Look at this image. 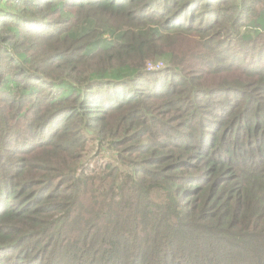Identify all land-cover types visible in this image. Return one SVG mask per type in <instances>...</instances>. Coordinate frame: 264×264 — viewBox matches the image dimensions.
Masks as SVG:
<instances>
[{"label":"trees","instance_id":"trees-1","mask_svg":"<svg viewBox=\"0 0 264 264\" xmlns=\"http://www.w3.org/2000/svg\"><path fill=\"white\" fill-rule=\"evenodd\" d=\"M0 264H264V0H0Z\"/></svg>","mask_w":264,"mask_h":264},{"label":"rangeland","instance_id":"rangeland-1","mask_svg":"<svg viewBox=\"0 0 264 264\" xmlns=\"http://www.w3.org/2000/svg\"><path fill=\"white\" fill-rule=\"evenodd\" d=\"M147 63H149V62H147ZM147 63H146V67H147ZM150 63H152V62H150ZM161 63H162V66L160 67V69H155L153 71H161V69H163L165 67L164 62L161 61ZM86 150H87V152L85 153V155H87V156L91 155L95 151V143L94 142L87 143ZM112 154L113 153L109 149H105L104 151L101 152L100 156H102L104 160L108 161V160H111L113 158ZM95 160H97V158H94V160L91 163H93Z\"/></svg>","mask_w":264,"mask_h":264},{"label":"built area","instance_id":"built-area-1","mask_svg":"<svg viewBox=\"0 0 264 264\" xmlns=\"http://www.w3.org/2000/svg\"><path fill=\"white\" fill-rule=\"evenodd\" d=\"M162 66L161 62L158 63H147V70L148 71H153L155 69H160V67Z\"/></svg>","mask_w":264,"mask_h":264}]
</instances>
